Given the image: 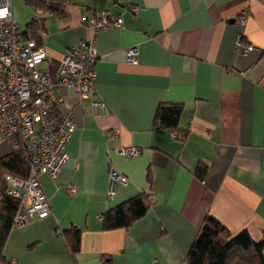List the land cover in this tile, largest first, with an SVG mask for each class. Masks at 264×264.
Here are the masks:
<instances>
[{
    "label": "crops",
    "instance_id": "1",
    "mask_svg": "<svg viewBox=\"0 0 264 264\" xmlns=\"http://www.w3.org/2000/svg\"><path fill=\"white\" fill-rule=\"evenodd\" d=\"M12 5L23 31L44 18L35 40L53 76L70 47L91 37L87 17L108 11L123 23L96 37L91 97L53 86L76 124L70 157L56 179L40 175L51 211L13 226L0 264H189L208 214L263 240L264 256V0H69L63 16ZM239 35L250 52L236 51ZM92 99L109 112L95 113ZM160 104L182 106L174 130L157 123ZM128 147L141 152L120 151ZM12 151L0 133V160ZM112 171L127 182L110 197ZM2 177L0 168V185ZM139 194L149 198L146 214L106 229L104 213ZM70 229L81 232L77 252Z\"/></svg>",
    "mask_w": 264,
    "mask_h": 264
},
{
    "label": "built area",
    "instance_id": "2",
    "mask_svg": "<svg viewBox=\"0 0 264 264\" xmlns=\"http://www.w3.org/2000/svg\"><path fill=\"white\" fill-rule=\"evenodd\" d=\"M85 22L92 30L91 37L70 47L69 53L59 60L53 76L51 69L43 66L47 51L24 34L14 16L12 0H0V133L13 151L26 149L30 159L26 179L6 175L9 193L20 200L14 226L28 224L50 213V200L40 175L48 173L56 179L70 157L68 143L76 124L71 112L65 114L57 107L53 86L63 85L79 98L91 97L96 76V37L105 27L121 25L123 18L103 11L90 15ZM253 48L239 35L235 42L237 52L246 54ZM127 55L130 61H135L137 48L128 49ZM91 107L97 114L109 112L103 100L92 99ZM120 151L136 156L141 149L128 147ZM110 177L109 196L112 197L115 184L126 183L127 179L116 171ZM70 191H75V187L71 186Z\"/></svg>",
    "mask_w": 264,
    "mask_h": 264
},
{
    "label": "trees",
    "instance_id": "3",
    "mask_svg": "<svg viewBox=\"0 0 264 264\" xmlns=\"http://www.w3.org/2000/svg\"><path fill=\"white\" fill-rule=\"evenodd\" d=\"M42 13L63 16L65 6L69 0H27ZM43 17H35L28 24L24 34L29 38L38 37ZM182 110L179 104H160L157 109L156 121L160 126L174 130ZM0 259L4 258V248L11 229L14 226V217L20 208V200L8 191L9 185L5 177L7 174L26 179L30 170V159L26 149L12 151L0 160ZM206 167L199 168L202 175ZM149 198L139 194L128 199L116 207L106 211L103 216L104 227L114 229L128 227L134 221L144 216L149 208ZM80 230L70 229L67 237L72 250L77 252L80 245ZM189 264H264L263 240L255 241L250 233L243 229L232 233L221 221L208 214L194 240L187 255Z\"/></svg>",
    "mask_w": 264,
    "mask_h": 264
}]
</instances>
